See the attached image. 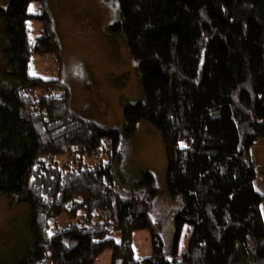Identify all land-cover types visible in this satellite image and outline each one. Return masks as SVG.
I'll return each instance as SVG.
<instances>
[{"label": "trees", "instance_id": "1", "mask_svg": "<svg viewBox=\"0 0 264 264\" xmlns=\"http://www.w3.org/2000/svg\"><path fill=\"white\" fill-rule=\"evenodd\" d=\"M106 1L120 8L109 31L126 36L143 91L122 128L75 111L62 78L31 73L38 56L66 66L45 0L1 9L9 68L0 71V197L30 209L21 264H95L108 249L111 264H264L252 153L264 138V0ZM143 121L162 133L164 193L182 199L170 249L156 175L128 183V145ZM140 230L152 242L144 259L133 244Z\"/></svg>", "mask_w": 264, "mask_h": 264}, {"label": "rangeland", "instance_id": "2", "mask_svg": "<svg viewBox=\"0 0 264 264\" xmlns=\"http://www.w3.org/2000/svg\"><path fill=\"white\" fill-rule=\"evenodd\" d=\"M10 0H0L1 9ZM51 13L54 29L59 36L66 66L61 69L53 55L35 57L31 73L44 79L62 78L72 90V108L103 125L123 127L125 107L143 98L138 62L130 53L124 34H111L109 26L120 20L118 4L106 0H45ZM35 4L32 6L34 11ZM7 39L0 19V71L8 70L4 54ZM125 166L129 184L137 182L142 172L152 171L157 178V224L163 229L167 249L172 247L175 232V211L182 199H171L166 193L167 155L162 133L149 122L137 125L129 143ZM257 164L256 188L264 195V138L255 140L252 147ZM128 184V185H129ZM162 207V208H161ZM169 209V212L165 211ZM264 214V202L262 204ZM165 212V214L163 213ZM30 209L27 205L10 207L9 200L0 197V264H21L31 242L28 236ZM113 237L120 241V233ZM30 240V242H29ZM136 257L152 254V242L147 231H137L133 240ZM187 246L183 233L179 251ZM111 249L103 252L95 264H111Z\"/></svg>", "mask_w": 264, "mask_h": 264}]
</instances>
